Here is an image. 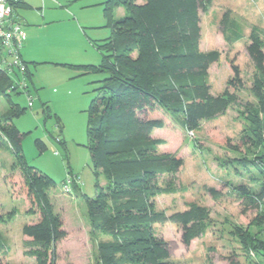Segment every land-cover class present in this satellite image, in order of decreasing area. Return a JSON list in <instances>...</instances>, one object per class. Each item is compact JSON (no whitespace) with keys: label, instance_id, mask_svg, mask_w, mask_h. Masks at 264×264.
Wrapping results in <instances>:
<instances>
[{"label":"rangeland","instance_id":"1","mask_svg":"<svg viewBox=\"0 0 264 264\" xmlns=\"http://www.w3.org/2000/svg\"><path fill=\"white\" fill-rule=\"evenodd\" d=\"M25 1L29 6L18 8L17 13L27 22L28 38L21 52L25 58H33L26 60L30 72V79H26L28 91L11 92L9 101L0 94V114L10 102L24 108L12 118L23 133L24 160L54 181L46 195L65 233L55 242L54 263L94 264L95 244L107 236L91 231L83 194H95L96 177L86 146V124L97 85L93 81L100 74H81L74 65L101 61L97 45L110 35L103 6L98 4L103 0ZM123 14L121 5L113 9L114 17ZM199 15V48L219 52L218 60L207 71L209 92L216 95L227 87L235 75L233 66L238 68L241 86L236 90L228 85L230 91L236 92L237 102L213 118L202 120L196 133L174 122L160 108L148 112V116L161 118L164 123L153 130V136L165 140L157 150L175 152L183 160L177 171L158 176L160 181L170 180L176 191L156 195L154 206L169 214L195 202L208 209L209 217L207 229L188 245L181 241L180 228L173 222L153 224V233L165 242L170 264H227V255L232 251L247 264H264L263 259H253L251 252L245 254L242 242L233 233L237 227L253 231L251 222L257 212L230 186L240 181L252 183L247 178L255 173L239 159L256 154H252L254 147L247 144L251 150L248 153L241 136L248 123L245 107L254 101V65L246 46L251 30L264 36V0H210L205 12L199 9ZM12 163L9 145H0V233L5 244L0 264H35L34 256L24 252V241L29 238L21 234V226L36 222L40 212L30 202L20 170ZM67 175L78 181L65 193L62 186ZM30 207L32 210L26 213Z\"/></svg>","mask_w":264,"mask_h":264},{"label":"trees","instance_id":"2","mask_svg":"<svg viewBox=\"0 0 264 264\" xmlns=\"http://www.w3.org/2000/svg\"><path fill=\"white\" fill-rule=\"evenodd\" d=\"M139 1H100L110 28V35L97 45L101 61L74 65L81 74H100L93 81L97 85L86 124L95 194H83L91 231L107 236L95 244L94 264H170L165 242L153 233L152 225L158 222L175 223L185 245L203 234L209 226L204 205L190 202L169 214L154 206L156 195L176 191L170 180L160 181L158 176L177 171L183 160L175 152L157 150L165 140L152 133L164 123L147 114L160 108L174 122L196 133L202 120L213 118L237 102L236 92L228 85L236 90L241 86L238 68L233 66L235 75L227 87L216 95L209 92L207 71L218 60L219 52L199 48V9L205 12L210 0ZM19 4L17 0L14 6ZM120 5L124 14L116 18L113 9ZM246 50L254 65V101L245 107L248 123L241 144L246 145L248 153L253 146L252 154H256L239 160L255 173L247 178L252 183L240 181L230 186L257 214L251 222L253 231L237 227L233 233L242 242L245 254L251 252L253 259L264 260V36L251 30ZM25 76L30 79L27 64ZM7 80V75L0 73V86H5ZM0 94L9 101L5 87H0ZM23 111L10 102L0 114V145H9L12 164L20 170L26 195L40 212L36 222L21 226V234L29 238L24 241V252L34 256L35 264H55V242L65 233L46 195L47 189L54 186L53 179L24 160L23 133L12 123V118ZM209 191L217 193L213 188ZM4 247L0 233V251ZM226 259L227 264H247L233 251Z\"/></svg>","mask_w":264,"mask_h":264},{"label":"built area","instance_id":"3","mask_svg":"<svg viewBox=\"0 0 264 264\" xmlns=\"http://www.w3.org/2000/svg\"><path fill=\"white\" fill-rule=\"evenodd\" d=\"M17 0H0V73L7 75L6 92L28 91L26 83V63L21 57V49L26 39L23 23L15 13ZM31 105L29 97L28 106ZM78 179L67 175L63 181L62 190L71 191L72 183Z\"/></svg>","mask_w":264,"mask_h":264},{"label":"crops","instance_id":"4","mask_svg":"<svg viewBox=\"0 0 264 264\" xmlns=\"http://www.w3.org/2000/svg\"><path fill=\"white\" fill-rule=\"evenodd\" d=\"M27 6H29V3L28 2H26L25 0H20V4L17 6V7H15V13H16V15H17V17L19 18V20L23 23V26H24V29H25V26H26V20H24L23 18H22V16H19V14L17 13V9L18 8H20V7H27ZM26 30V29H25ZM29 33H30V30H29V32L27 33V35H29ZM27 36H26V39H25V41H24V44H23V46L27 43ZM21 57H22V59H23V61L27 64V59H33V58H31L29 55H27L26 56V58L24 57V54L21 52ZM153 134V133H152Z\"/></svg>","mask_w":264,"mask_h":264}]
</instances>
